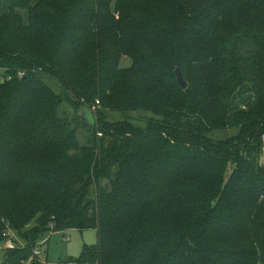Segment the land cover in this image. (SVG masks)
<instances>
[{"label": "trees", "instance_id": "trees-1", "mask_svg": "<svg viewBox=\"0 0 264 264\" xmlns=\"http://www.w3.org/2000/svg\"><path fill=\"white\" fill-rule=\"evenodd\" d=\"M112 1L0 0V217L22 243L0 264L89 228L95 245L52 264H264V0ZM94 51L102 81L77 70ZM45 77L154 117L104 123L81 146ZM129 79L149 92L122 97ZM225 128L238 130L213 138Z\"/></svg>", "mask_w": 264, "mask_h": 264}, {"label": "rangeland", "instance_id": "rangeland-1", "mask_svg": "<svg viewBox=\"0 0 264 264\" xmlns=\"http://www.w3.org/2000/svg\"><path fill=\"white\" fill-rule=\"evenodd\" d=\"M114 0L111 3V9L113 6ZM143 53H149V45L143 46L142 48ZM159 53L156 55L158 56ZM166 58L163 54H161L158 58L163 59ZM104 60V52L94 51L90 52L85 61L84 66H80L77 68L80 72L87 75V78L93 76L96 80L102 81L103 76L101 75L100 70L98 71V67L101 66V63ZM132 59L125 55L122 56L119 60V68H127L131 65ZM87 66H89L87 68ZM165 66V72H168L167 68L169 69V65ZM167 67V68H166ZM87 68V69H86ZM100 69V68H99ZM89 70L92 71V73ZM174 71V70H173ZM181 71V70H180ZM81 73V74H82ZM174 73V72H173ZM84 77V76H83ZM85 78V77H84ZM44 82H46L55 93L60 94L62 96L61 101L58 105L57 112L60 117L64 118L69 126L75 131L76 138L78 143L81 146L88 144L89 139L92 137L103 138L104 134L101 133V128L104 127V123H111L116 121L127 120L132 122L133 125L142 126V124L146 123L149 118L154 117L153 113H151L148 109H138V110H113L104 107L100 101V98H94V104L92 105V100L85 101L84 99L78 100L73 93L74 91L62 86V84L50 77L42 78ZM163 82H168L169 84H174L175 80L171 77V73L165 76ZM187 80L189 81L188 77ZM127 82L128 85H124L122 87H118L122 97H126L133 92H138V94L142 93L140 97L144 96L147 92V89H143L140 86L135 84V80L129 79ZM187 82V81H186ZM94 83V82H92ZM103 87L104 93L108 90L113 91V87L108 82H95ZM131 86H133L134 90H131ZM107 89V90H106ZM116 93L119 92L116 90ZM117 95V94H116ZM118 96V95H117ZM84 100V101H83ZM81 105L89 106V109H79ZM79 109V111H78ZM92 112L95 121V127L92 128L87 121L83 118L82 115H86L87 112ZM80 115V116H79ZM237 128H225L221 131H214L213 138L214 139H223L226 136L233 135L237 132ZM102 134V135H101ZM146 155H143V161L147 164L149 162L146 161ZM264 160L263 158L261 159ZM228 172H230V168H228ZM106 182V180H104ZM0 224L5 225V233H8V236L15 241L16 246L21 243L20 236L18 234V230H16L13 225L8 223L7 220L0 217ZM34 225V220H30L24 227L29 228ZM6 239V238H5ZM0 242V262L3 260L6 247L5 242ZM46 241V243H44ZM38 246L40 249V261H48L50 264L55 263L57 260H62L68 257L77 258L83 251L84 246H92L95 245L97 242V231L93 228L85 229V230H77V229H67L58 232H50L46 235V239Z\"/></svg>", "mask_w": 264, "mask_h": 264}, {"label": "built area", "instance_id": "built-area-1", "mask_svg": "<svg viewBox=\"0 0 264 264\" xmlns=\"http://www.w3.org/2000/svg\"><path fill=\"white\" fill-rule=\"evenodd\" d=\"M22 73L20 72L19 73V76H21ZM262 158L264 159V137H263V145H262ZM263 163H264V160H263ZM6 234V241L4 242L5 244V247L6 248H13L16 246V244H13L15 243V241H13L9 236H8V233H5ZM43 242V240H40V241H37L35 243V246L32 250V256L27 260V264H30V261L33 259V258H38V260L40 259V249L38 248V246ZM22 245V243H20ZM40 261V260H39ZM45 261H42V263H44Z\"/></svg>", "mask_w": 264, "mask_h": 264}, {"label": "water", "instance_id": "water-1", "mask_svg": "<svg viewBox=\"0 0 264 264\" xmlns=\"http://www.w3.org/2000/svg\"><path fill=\"white\" fill-rule=\"evenodd\" d=\"M174 75H175V77H176V80H177V82H178V84L182 87V88H185L186 86H187V82H186V80H185V78H184V76H183V74H182V72L180 71V69L176 66L175 68H174ZM87 121H89L90 122V124L91 125H93L94 124V122H93V114H92V112H87V114L86 115H82ZM44 243H46V241H44Z\"/></svg>", "mask_w": 264, "mask_h": 264}]
</instances>
